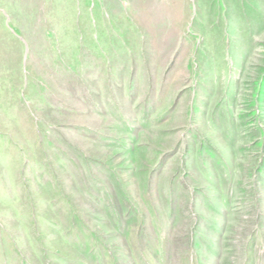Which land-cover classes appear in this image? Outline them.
I'll use <instances>...</instances> for the list:
<instances>
[{"label": "rangeland", "instance_id": "rangeland-1", "mask_svg": "<svg viewBox=\"0 0 264 264\" xmlns=\"http://www.w3.org/2000/svg\"><path fill=\"white\" fill-rule=\"evenodd\" d=\"M192 7L0 0V264H264V169L244 214H221L209 184L171 176L162 152L126 149L123 87L102 86L98 52L120 63L130 15L182 33Z\"/></svg>", "mask_w": 264, "mask_h": 264}, {"label": "crops", "instance_id": "crops-1", "mask_svg": "<svg viewBox=\"0 0 264 264\" xmlns=\"http://www.w3.org/2000/svg\"><path fill=\"white\" fill-rule=\"evenodd\" d=\"M241 3L193 0L182 33L140 11L130 15L118 65L98 52L108 57L102 86L123 87L119 140L162 152L158 165L171 176L181 167L186 181L209 184L223 215L244 214L239 204L264 169V2H253L251 15Z\"/></svg>", "mask_w": 264, "mask_h": 264}]
</instances>
